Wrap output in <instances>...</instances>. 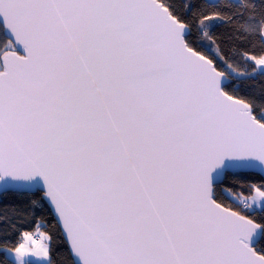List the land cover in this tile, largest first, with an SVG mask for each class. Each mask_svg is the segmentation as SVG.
Instances as JSON below:
<instances>
[{
	"label": "snow or ice",
	"instance_id": "snow-or-ice-1",
	"mask_svg": "<svg viewBox=\"0 0 264 264\" xmlns=\"http://www.w3.org/2000/svg\"><path fill=\"white\" fill-rule=\"evenodd\" d=\"M258 78L264 0H0V193L50 208L64 264H264ZM45 226L0 264H54Z\"/></svg>",
	"mask_w": 264,
	"mask_h": 264
},
{
	"label": "trees",
	"instance_id": "trees-1",
	"mask_svg": "<svg viewBox=\"0 0 264 264\" xmlns=\"http://www.w3.org/2000/svg\"><path fill=\"white\" fill-rule=\"evenodd\" d=\"M193 2H198V0H193ZM256 3L259 7L261 0H256ZM215 31L218 36L223 38L226 50L228 46L236 45L245 51L259 52L258 41H256V48L250 46L251 42L255 40L254 37H248L242 41L232 39L233 29L224 24L218 25ZM239 63L243 65L242 60ZM236 86L241 89L242 94H247L256 99L264 98V79L258 78L256 80L236 81ZM259 177L257 174L247 173L238 179L258 182ZM234 182L232 177L227 178V183L232 184ZM30 199L31 197L27 193L6 192L0 196V218L7 217L9 220L8 224H0V247H3L5 238L11 244L20 238L19 234L21 231H33L36 221L39 220L42 224L46 225L40 230L50 233L53 237L52 257L54 264H64V250L66 245L63 237L59 234V227L55 224V220L48 207H38L34 213L30 212L28 207ZM23 213H27V215L23 216ZM13 224L17 226L15 230L11 227ZM2 256L3 253L0 252V257Z\"/></svg>",
	"mask_w": 264,
	"mask_h": 264
},
{
	"label": "water",
	"instance_id": "water-1",
	"mask_svg": "<svg viewBox=\"0 0 264 264\" xmlns=\"http://www.w3.org/2000/svg\"><path fill=\"white\" fill-rule=\"evenodd\" d=\"M249 173H254V174H257V175H261L258 171H255V172H249ZM7 192H17V193H25L24 191H16V190H9V191H7ZM4 193H6V192H3V193H0V196L2 195V194H4ZM49 210H50V208H49ZM50 212H51V210H50ZM51 214H52V216H53V219L55 220V218H54V214L51 212ZM57 226L59 227V225L57 224Z\"/></svg>",
	"mask_w": 264,
	"mask_h": 264
}]
</instances>
